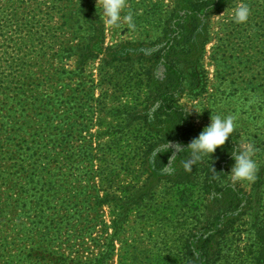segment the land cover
Returning a JSON list of instances; mask_svg holds the SVG:
<instances>
[{
  "label": "rangeland",
  "instance_id": "374dc122",
  "mask_svg": "<svg viewBox=\"0 0 264 264\" xmlns=\"http://www.w3.org/2000/svg\"><path fill=\"white\" fill-rule=\"evenodd\" d=\"M92 1L103 24L101 55L89 57L78 66L75 47L85 45L83 31H77L79 23L75 20L70 26L63 25L64 16L74 15L76 1L0 0V194L10 185L12 163L20 156L26 158L29 149L36 147L43 155L34 161L24 160L26 172L18 168L15 172L19 183L32 174L43 185L44 205L38 210L45 211L44 226L61 211L69 194L74 200L85 191L78 197L83 202L97 194L108 195L105 205L93 208L91 199L81 216L66 221L65 233L69 234H63L62 242L57 243L60 252L81 260L97 254L104 238L101 233L104 229L106 235L112 233L110 226L118 207L125 204L130 211L122 220L118 238L123 243L115 242L109 264H179L188 230L203 220L206 194L199 183L169 181V161L178 153L172 145L177 143L158 147L170 148L172 153L164 171H153L151 157L146 158L144 151L155 136L140 120L128 123V117L147 113L153 118L159 105L153 97V83L165 79V54L172 45L168 37L177 34L175 31L168 36L167 31L165 36L163 30L174 28L177 19L168 23L173 12L183 20L191 14L190 2L197 0H126L122 15L131 13L134 24L122 20L115 27L104 23L99 4ZM211 1L209 6L203 5L204 13L198 14L199 25L190 48L184 46L179 53L177 67L184 82L172 104L202 110L188 113L194 132L210 122L211 112L233 115L236 127L231 135L236 144L247 140L255 145L257 174L264 164V0H243L250 12L242 23L234 22L231 15L241 0ZM189 4L190 9L183 10ZM29 21L34 30L43 32L47 27L48 36L32 39L26 35L21 40L15 31L22 28L27 33ZM63 48L67 51L62 54ZM109 53L124 58L103 64L101 58ZM29 75L35 83L43 82L27 106L16 99L5 107L3 97L8 91L4 87L14 89L21 76ZM7 76L12 84L2 79ZM56 77L63 80L57 100L47 82ZM42 115L49 122L41 120ZM8 133L10 141L6 140ZM83 154H87V162L81 161ZM252 182L230 180L245 190ZM145 192L150 196L139 199L140 206L133 205L132 200ZM10 196L16 207L12 215L0 216V238L6 243L7 254L3 259L18 253L21 242L24 244L20 238L28 235L38 240V235L29 232L28 222L33 217L21 216L17 204L23 198L19 190ZM3 199L1 196L0 201ZM91 210L88 216L96 221L94 229V224L85 221ZM243 219L229 235V259L234 264L247 263L245 250L253 240L245 222L248 219ZM19 222L25 224L16 236Z\"/></svg>",
  "mask_w": 264,
  "mask_h": 264
},
{
  "label": "trees",
  "instance_id": "16d2710c",
  "mask_svg": "<svg viewBox=\"0 0 264 264\" xmlns=\"http://www.w3.org/2000/svg\"><path fill=\"white\" fill-rule=\"evenodd\" d=\"M21 1L25 2L26 0ZM71 1H76V11L74 15L64 16L63 25L70 26V22L75 20V23H79L77 31H83L80 33H83V38L86 43L82 47H75V49L78 50V66H82L87 58L99 57L101 55L99 54V48L103 45V24L92 0ZM190 3L193 7L192 10H190L191 14H186L182 20L181 16L178 17V14L173 12L170 15L168 23L172 22L173 19H177L173 24L174 28L163 30V35L165 36L168 33L167 31H170L168 36H171L175 31L177 34L174 35L173 38L168 37V41L172 39V45H170L168 52L165 54V63L167 66L165 79L153 83L152 89H155L153 97L155 101L159 102L158 108L153 113V118L150 119L147 113H136L128 117V123L140 120L155 136L144 151V156L146 158L151 157L150 166L152 170L156 172L165 170L172 153L170 148L158 149L160 145L170 142L187 145L192 138L198 136L200 133V131L194 132L192 127L188 124V113L179 106L172 104L175 95L182 90L184 82V75L181 69L177 67L180 60L179 53L183 51L184 46L190 48V43L194 40L199 25L198 14L204 13L205 10L203 11L202 9L203 5L209 6L213 1L197 0L196 2ZM188 8L190 9V4L186 7L184 6L183 10ZM15 32L20 35L19 37H21V40H23L26 35L30 36L32 39H38L41 38L40 36L46 38L49 34L47 27H44L43 32H41V29L34 30V26H32L31 23L27 33L22 30V28L17 29ZM52 36L56 37L54 33H52ZM66 51L67 49L63 48L60 53L63 54ZM123 58V56H119L117 53H109V55L101 58V62L107 65L111 60H121ZM15 66H17V64H15ZM194 74L195 72L192 70L193 78L196 77ZM14 75L15 72L13 70V75H11V77ZM9 78L10 77L7 76L2 79L8 81ZM47 79L49 80V78ZM62 81L60 77L47 81L54 93L55 100L59 97L58 93H61ZM8 82L12 84L11 80ZM41 82L43 81L35 83L32 75L21 76L19 84L13 85L14 89L4 87V89L8 91L3 97L4 106H8L10 102L16 99L23 103L24 106H27L26 103L35 95L38 85ZM31 84H35L34 87L30 88ZM1 85L2 83H0V88ZM40 117L41 120L44 118V122H49L46 116L42 115ZM3 133H7V130H3ZM6 140H11L9 133L6 135ZM235 146L236 142H234V138L230 134L223 146L218 147L211 156L205 155L201 160L195 162L191 166L190 171H186L181 163L183 160L189 158L188 151L178 152L173 159L170 167L171 173L167 174L169 181L174 184L184 185L199 183L201 189L206 194L203 220L199 222L198 225L196 224L188 230L179 264H234L231 263L229 259V242L231 240L229 235L232 229L238 226L239 222L244 220V217L248 219L245 222L251 229L253 240L245 250L246 255H248L247 263L241 261L238 264H264V164L261 168L259 167L260 170L255 175V179L249 190H245L236 183L233 185L230 183V179L226 173L228 172V167L233 163L228 150ZM91 149L92 148H90V151ZM29 150L26 158L25 156H20V159L14 162L12 161L13 163L9 168L12 170L10 185L4 194H0V197H4L3 201H0V216L7 217L8 215H12V211L16 206L11 202L10 194L12 191H15V189H18L19 195L23 198V201L17 204L19 205L21 216L27 219H31L30 215L33 217V219L28 222V226L30 227L29 232L38 235V240L35 241L28 235L20 238V240L22 239L24 241V244L22 245L21 242L17 251L18 253H11L8 258L3 259L2 256L7 255L5 252L6 243L0 238V264H109L115 251V242L118 241L121 245L123 243V241L121 239L118 240V238L122 231V220L127 216L130 208L125 204H121L118 207V211L110 226L112 233L106 235L104 229V234L101 233L102 237L104 236L102 243H100L97 238L91 237V241L97 240L98 243L101 244V249L97 254L84 260L80 258L71 259L70 256L59 251V245L57 244L59 241L62 242L61 239L63 234H69L65 233L66 221H70L76 216H81L84 209L90 206L91 199H93V208L105 205L108 201V195L101 197L97 194L83 202L80 201L78 197L84 194L85 191L78 193L77 198L74 200H72L73 198H69V194L61 211L48 221V226H44L46 220L45 211L44 209L38 210L39 205L41 208L44 205L41 192L43 185L39 184V181L36 180V176L32 174L24 176L21 183L16 180V168L26 172L24 160L32 159L34 161L36 160V156L41 157L43 155L42 152L36 150V147L33 149L30 148ZM86 157L87 154H83L81 161L87 162ZM212 169L215 173H213ZM4 173L5 172L2 171L1 174ZM149 196L147 192L140 194L132 200V203L133 205L140 206L139 199H144ZM24 199H28V207ZM92 212L93 210L85 215V221H90V224L96 223L91 217L89 220L88 215ZM101 222L103 221L101 220L100 223ZM24 224L23 222L17 223L19 229L17 230L16 236L18 232L20 233L22 231ZM96 227L97 225L95 226L94 224L91 228L94 229ZM1 234L2 231L0 230V235Z\"/></svg>",
  "mask_w": 264,
  "mask_h": 264
},
{
  "label": "clouds",
  "instance_id": "9594fccd",
  "mask_svg": "<svg viewBox=\"0 0 264 264\" xmlns=\"http://www.w3.org/2000/svg\"><path fill=\"white\" fill-rule=\"evenodd\" d=\"M125 3L126 0H96V5L99 4L100 15L104 23L113 27L118 26L122 20L126 21L130 26L134 24L131 13L122 15ZM249 12L248 5L241 0V3L232 9V19L237 23L245 22ZM183 109L189 114L192 110L197 113L202 111L188 105H185ZM235 127V117L233 115H213L211 112L210 122L203 127L198 136L192 138L187 145L179 143L172 145L173 151L174 153L185 150L189 152V158L181 163L186 171H190L191 166L195 162L201 160L205 155L211 156L218 147L223 146ZM228 151L233 160L229 172L226 173L229 179L232 182L254 180L258 168L257 161L253 158L256 151L255 145L250 141L242 140ZM172 162L170 160L169 164L171 165ZM213 173L215 172L213 171Z\"/></svg>",
  "mask_w": 264,
  "mask_h": 264
}]
</instances>
